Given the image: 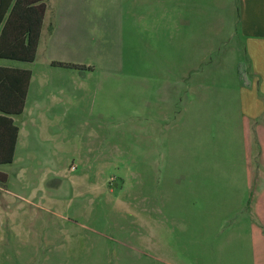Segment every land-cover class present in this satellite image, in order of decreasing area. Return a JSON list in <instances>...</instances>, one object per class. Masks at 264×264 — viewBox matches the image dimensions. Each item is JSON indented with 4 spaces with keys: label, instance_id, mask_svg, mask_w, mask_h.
I'll return each instance as SVG.
<instances>
[{
    "label": "rangeland",
    "instance_id": "1",
    "mask_svg": "<svg viewBox=\"0 0 264 264\" xmlns=\"http://www.w3.org/2000/svg\"><path fill=\"white\" fill-rule=\"evenodd\" d=\"M45 2L35 61L0 59L1 66L32 73L25 113L15 117L22 133L14 161L0 165L8 175L0 182V264H200L193 232L213 223L193 217L189 206L178 212L161 205L155 173L163 164L156 157L164 151L161 132L190 97L194 73L210 69V58L201 60L209 37L186 29L185 66L194 56L199 61L196 72L183 74L175 27L154 30L152 44L135 49L128 16L123 28L114 25L113 0ZM99 6L104 14H90L103 18L96 40L68 53L50 45L57 12ZM151 7L173 15L177 0H151ZM166 22L175 26V17ZM228 41L219 40L214 66L228 63ZM57 54L75 66L53 64ZM198 127V136H208V127ZM191 128L185 127V150L192 149Z\"/></svg>",
    "mask_w": 264,
    "mask_h": 264
},
{
    "label": "crops",
    "instance_id": "2",
    "mask_svg": "<svg viewBox=\"0 0 264 264\" xmlns=\"http://www.w3.org/2000/svg\"><path fill=\"white\" fill-rule=\"evenodd\" d=\"M113 1L118 21L115 24L114 17V25L123 28L128 16L130 46L135 49L138 45L147 49L154 30L175 27L178 57L185 50L186 29L209 37L201 58H210L208 71L202 69L197 75L199 57L185 66L183 54L181 73L196 67L197 79L190 80V97L161 132L164 151H156V157L163 164L155 173L160 181L155 199L161 205H176L178 212L182 205L189 206L193 217L200 213L213 223L210 230L193 232L194 245L201 247L200 264H264V0H177L173 15L171 9L151 7V0H128V7L124 0ZM103 10L101 6L63 8L57 12L58 23L50 27V45L68 53L84 40H96L103 18L90 14L101 15ZM174 17L175 26L166 22ZM227 36L232 42L228 43V63L214 66L218 42ZM50 60L70 62L71 58L57 54ZM240 62L247 64L250 85L238 75ZM166 115L161 119L169 118V112ZM189 123L192 149L185 150ZM17 125L16 149L22 133V126ZM199 125L208 127L209 143L208 136H198ZM148 175L150 184L149 169ZM250 195L252 205L248 207Z\"/></svg>",
    "mask_w": 264,
    "mask_h": 264
},
{
    "label": "trees",
    "instance_id": "3",
    "mask_svg": "<svg viewBox=\"0 0 264 264\" xmlns=\"http://www.w3.org/2000/svg\"><path fill=\"white\" fill-rule=\"evenodd\" d=\"M46 9L45 0H0V59L35 61ZM53 64L75 66L62 61ZM237 71L250 85L246 62H240ZM31 78L30 70L0 65V165L14 161L20 127L13 117L24 112ZM7 181L8 175L0 172V182Z\"/></svg>",
    "mask_w": 264,
    "mask_h": 264
}]
</instances>
